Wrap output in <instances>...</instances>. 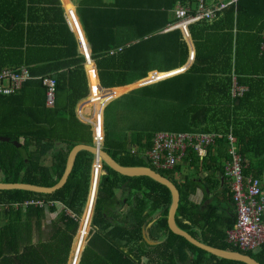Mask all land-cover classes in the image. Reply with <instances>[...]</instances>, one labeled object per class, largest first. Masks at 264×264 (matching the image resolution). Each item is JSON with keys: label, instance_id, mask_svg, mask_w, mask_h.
I'll return each mask as SVG.
<instances>
[{"label": "trees", "instance_id": "obj_1", "mask_svg": "<svg viewBox=\"0 0 264 264\" xmlns=\"http://www.w3.org/2000/svg\"><path fill=\"white\" fill-rule=\"evenodd\" d=\"M234 23L242 33L236 32L233 43ZM263 28L264 0H237L236 5H229L218 13L215 20L191 25L189 30L196 54L190 68L155 87L144 86L126 94L121 99L126 101V106L116 109L115 126H111L104 115L103 142V150L119 165L152 168L176 186L179 202L175 221L181 229L208 245L237 250L261 264H264V243L253 252L241 250L227 241V230L233 227L236 214L235 219L216 214L218 207L213 204L201 212L190 197L200 183H205L209 191L218 189L216 176L224 172V163L230 160L225 139L229 132L235 137L243 175L264 180V54L257 58ZM252 30L256 33H251ZM171 35H152L115 55L107 54L102 60H96L100 83L107 94L113 90L124 92L126 87L107 88L140 80L149 71L165 72L183 66L188 58V47L182 38L175 41V46L170 39L168 47L162 39ZM244 35L255 38V46L240 45ZM22 54L20 49L0 50V71H18L24 65L30 76L19 89L9 94L0 92V136L10 137L20 144L0 141V182L52 187L61 178L73 146L92 144L91 126L76 114L78 103L87 95V81L81 62L62 65L67 69L59 72L51 65H39L36 70L18 58ZM233 76L238 84L247 86L241 96L231 95ZM49 77L56 82L51 104L47 102L48 87L43 82ZM90 77L94 91L85 97L81 106L89 105V110L96 108L98 115L106 104V96L102 89L98 93L93 72ZM143 89L148 91L143 94L144 102L155 94L160 99L169 98L183 105L181 109L171 108L176 120L168 119V109L160 108L155 112L163 115L168 123L167 128L160 130L216 132L224 137L217 138L202 160L189 152L181 161L183 165L178 164L170 171L157 169L147 157L156 131H149L143 124L135 127L130 117L125 116L134 109L135 103L141 104L137 91ZM86 119L93 122L95 134L101 133L102 122L98 116L95 120ZM92 160L90 153L78 152L66 183L52 194L0 190V264L67 263L85 208ZM182 166H187L192 176L178 182L174 176L180 173ZM101 171L89 222L99 242L94 244L96 248L87 264H244L217 258L172 232L167 224L171 194L164 185L147 176L120 175L104 165ZM202 172L207 174L204 178ZM212 179L216 180L210 187L207 183ZM222 193H228L225 203L233 201L228 186ZM37 202L44 205H35ZM46 213L56 216L47 223V233L42 238ZM88 214L84 215L82 223L80 221L74 259L79 260L82 252ZM154 218L150 232L161 240L157 245H150L143 229ZM87 250L88 246L80 264H85Z\"/></svg>", "mask_w": 264, "mask_h": 264}, {"label": "crops", "instance_id": "obj_2", "mask_svg": "<svg viewBox=\"0 0 264 264\" xmlns=\"http://www.w3.org/2000/svg\"><path fill=\"white\" fill-rule=\"evenodd\" d=\"M218 1L224 2L228 0H206L207 4H212ZM236 3L237 1L233 5H236ZM179 7L193 9L195 7V0H0V50L20 49L23 54L18 58H21L29 68L33 69H36L39 65H51V68L56 69L59 72L67 69L66 66L61 67L62 65L81 62L88 87V96H86L89 97L94 91L90 77V72H93L99 86L97 90L98 93L100 92V89H102L106 96V107L108 94L100 83L96 61L102 60V56L104 55H115L124 48L134 46L135 44L140 43L141 39H148L152 35L173 34L162 40L166 41L168 47H170L169 43L171 40H173V46H175V41L182 38L188 47V58L186 63L179 68L159 72L163 73L165 76L163 81L169 77L180 75L190 68L196 54L194 40L192 39L189 30L190 26L199 24L203 21H213L221 11L218 12L213 19L178 25L174 12ZM71 16L75 18L77 32L76 28L71 24ZM241 23L244 24L243 22ZM232 29L231 33L234 43L236 32L240 34L242 33V30L235 27V23ZM178 31L180 34H177ZM251 33L255 34L256 31L252 30ZM254 41L255 38L252 36L247 37L244 35V38L241 37L240 39V45L245 46V48H247V46L250 47L251 45L255 46ZM86 57H89L90 59V63L88 64H84V59H86ZM260 57L261 54L259 52L257 55L258 60ZM187 64H189L187 68L180 72L179 70L186 67ZM151 72L152 71H149L146 77L140 79L142 81L139 83H145L144 80ZM153 72L158 71L155 70ZM235 85L246 88L247 90V86L238 84L233 76L230 89L232 97H237L232 93V89ZM127 86L128 84L108 88ZM85 100L86 98L84 99V103ZM97 116L96 108L89 110L88 119L95 120ZM102 123L104 129V111L102 112ZM93 131H95L94 128ZM204 157L199 158L202 160ZM227 163H224V167ZM180 165H183L182 162ZM181 168L180 173L174 176L175 180L178 182L183 181L185 176H192V174L189 173L187 166H182ZM223 173L216 176V179H218L217 190L212 192L211 189V191H209L206 188L205 183H200V186L196 189L195 194L192 195L190 199L195 202L201 212H205L208 210V207L213 204L218 207L216 214H223L228 217L231 216L232 219H235L236 207L234 200L229 203L224 202V198L228 193L223 194L222 191L223 188L225 189L227 186L230 188V181ZM101 174L102 171L100 170L99 176ZM203 175L204 178L207 174L203 173ZM198 176L200 177L202 174H198ZM216 179H212L207 185L212 187ZM260 181L264 189V180L261 179ZM90 182L91 171L89 174V189L85 201V208L77 227L78 231L80 221L82 223L84 215L89 213L87 234L80 258L79 260L75 258L72 264H80L87 242L94 233L89 222L96 197L98 181L94 190H91ZM43 205L44 204L40 205V207ZM48 205L51 206L52 204ZM46 214V220H43L44 237L42 236V238H45V234L47 233V223L56 216L55 214ZM155 220L156 218H154L153 222L151 221L149 225L143 229L146 231L147 239L151 242H155H148L144 237L150 245H157L161 240L153 237L154 233L150 232L151 226ZM77 231L74 237L76 236ZM34 237L37 238L38 234L35 233ZM234 252H237V250H234ZM253 252H256V250H253ZM70 255L71 249L68 261ZM68 261L66 264H68ZM258 263L261 264L260 262Z\"/></svg>", "mask_w": 264, "mask_h": 264}, {"label": "built area", "instance_id": "obj_3", "mask_svg": "<svg viewBox=\"0 0 264 264\" xmlns=\"http://www.w3.org/2000/svg\"><path fill=\"white\" fill-rule=\"evenodd\" d=\"M237 0H228L207 4L206 0H195V7H179L174 15L178 25L191 24L200 20L215 18L216 14L225 7L234 4ZM71 18V24L76 28L74 17ZM77 32V28H76ZM260 54H264V28L260 34ZM90 63L89 57L84 59V64ZM29 71L24 65L20 66L18 71L3 69L0 71V92L9 94L19 89L22 83L28 79ZM48 87L49 104L52 103V95L55 91V80L51 77L43 79ZM102 88V87H100ZM246 88L234 86L232 93L235 96H241ZM84 101V100H82ZM80 101L76 108V114L81 121L91 126L92 145L98 150H103L104 129L101 125V133L93 131V122H89L90 106H81ZM105 107V105H104ZM103 107V109H104ZM224 137L222 133L216 132H188V131H157L153 137L151 150L147 152V157L151 164L157 169L170 171L176 165L180 164L186 154L191 152L194 155L204 157L210 148H213L217 138ZM228 144V154L230 160L224 167V174L229 178L231 192L236 207V220L232 228L227 231V241L241 250H256L264 243V189L261 181L252 176L243 175V165L241 156L237 153L235 137L232 132L225 135ZM102 163L97 155H93L91 164V190H94ZM35 205H42L37 202Z\"/></svg>", "mask_w": 264, "mask_h": 264}, {"label": "water", "instance_id": "obj_4", "mask_svg": "<svg viewBox=\"0 0 264 264\" xmlns=\"http://www.w3.org/2000/svg\"><path fill=\"white\" fill-rule=\"evenodd\" d=\"M0 141H5V142L11 143L16 146L20 145L14 139L7 137V136H0ZM82 150L90 153L92 156L97 155L102 165L109 167L110 169L119 173L120 175L129 176V177L147 176L159 182L160 184L164 185L165 187H167L171 194V203H170L168 214H167V224H168L169 229L172 232L183 236L186 240H188L193 245L205 250V252L217 258L239 261L244 264H259L254 259L250 258L249 256L243 255L239 252H234V250L221 249L218 247L205 244L199 241L198 239H196L195 237H193L192 235H190L185 230L181 229L176 224V221H175V212H176L178 202H179V192L176 186L171 181L161 176L158 172H156L155 170L149 167L121 166L108 153H106L104 150H99V149L97 150L95 146H93L92 144L88 145V144H83V143H77L73 146V148L70 150L67 156L65 169H64V172L61 178L52 187H42L38 185L24 184V183H2L0 182V190H23V191L33 192L37 194H52L53 192L60 189L66 183L67 178L72 171L76 155L78 154V152ZM143 234L146 240H148L145 230H143ZM148 242H151V241L148 240ZM151 243H155V242H151Z\"/></svg>", "mask_w": 264, "mask_h": 264}, {"label": "rangeland", "instance_id": "obj_5", "mask_svg": "<svg viewBox=\"0 0 264 264\" xmlns=\"http://www.w3.org/2000/svg\"><path fill=\"white\" fill-rule=\"evenodd\" d=\"M164 74L163 73H159V72H151L149 74V76L144 80L145 83H139L142 80H137L134 81L132 83H129L128 86L126 87L125 91H120V90H113L110 91L109 94L107 95V108L106 110H102L98 113V117L99 120L102 122V112L104 111V115H105V119L107 120L108 123L111 124V126H115V113H116V109L126 106V101L121 100L123 99V97L128 94L130 91L135 90L136 88H141L144 86H152L155 87L156 84L160 83L163 81L164 78ZM166 84V83H165ZM164 84V86H165ZM168 85V83H167ZM137 93H139L137 95L138 99H142L141 100V104L135 103L133 105L134 109L130 112V113H126L125 116L126 117H130V123L137 127L140 125H146L148 126L149 131H157L160 130V128H167L168 127V123H166L165 119H163V115L160 116L158 114H156L155 112L157 110H159L160 108H163L164 111H166L168 109V113L170 110V114L168 116V119L170 121H172L174 119L173 114L174 112L172 111L171 108H177V109H181L183 107V105L178 102V101H172L167 98L165 99H160V97H158L157 95L153 94L149 97V99L147 100V102H144V95L148 93V91L146 90H142L141 92L137 91ZM146 97V96H145ZM119 98V101H118ZM84 101H82V105H83ZM173 108V109H174ZM153 109V112H152ZM126 112V111H125ZM167 116V115H166ZM126 117H125V121H126ZM176 120V119H174ZM47 165L50 164V161L47 160L45 162ZM82 218V217H81ZM98 236L95 235L91 238V240L89 242H87V246H88V250L86 252V262L85 264L88 263V260L90 259V257L92 256L94 250L96 247H94L95 243H98Z\"/></svg>", "mask_w": 264, "mask_h": 264}, {"label": "bare ground", "instance_id": "obj_6", "mask_svg": "<svg viewBox=\"0 0 264 264\" xmlns=\"http://www.w3.org/2000/svg\"><path fill=\"white\" fill-rule=\"evenodd\" d=\"M80 226H81V223H80ZM79 230H80V228H79ZM79 230H78V232H77V234L75 236V240H74V243H73L72 252H71V258H70V263L69 264H72L73 261H74V248H75V244H76V241H77V238H78Z\"/></svg>", "mask_w": 264, "mask_h": 264}]
</instances>
